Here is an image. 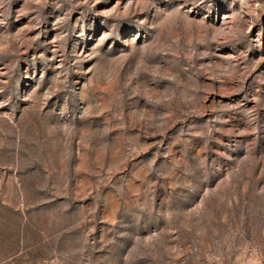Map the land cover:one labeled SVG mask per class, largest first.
<instances>
[{
	"label": "rangeland",
	"instance_id": "obj_1",
	"mask_svg": "<svg viewBox=\"0 0 264 264\" xmlns=\"http://www.w3.org/2000/svg\"><path fill=\"white\" fill-rule=\"evenodd\" d=\"M0 264H264V0H0Z\"/></svg>",
	"mask_w": 264,
	"mask_h": 264
}]
</instances>
